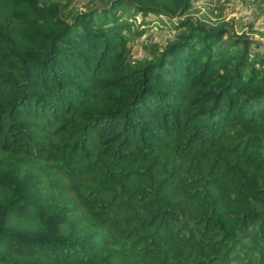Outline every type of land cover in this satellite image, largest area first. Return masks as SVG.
Masks as SVG:
<instances>
[{
    "label": "trees",
    "instance_id": "16d2710c",
    "mask_svg": "<svg viewBox=\"0 0 264 264\" xmlns=\"http://www.w3.org/2000/svg\"><path fill=\"white\" fill-rule=\"evenodd\" d=\"M198 5L0 0V264H264V53Z\"/></svg>",
    "mask_w": 264,
    "mask_h": 264
},
{
    "label": "rangeland",
    "instance_id": "374dc122",
    "mask_svg": "<svg viewBox=\"0 0 264 264\" xmlns=\"http://www.w3.org/2000/svg\"><path fill=\"white\" fill-rule=\"evenodd\" d=\"M212 1L213 5L217 8L222 7L225 9L224 16L220 17V11H215L212 15L207 9L201 8V6L198 5L195 7V10L189 14V17L201 20L210 27H215L228 21H236V29L241 32H247L251 26L250 37L255 41L256 48L259 52L264 53V13L262 10H259L260 2L253 5L251 0ZM81 6L82 4L75 5L76 8L79 7L82 10ZM137 21L138 24L143 21L142 15H138ZM183 21V17L175 18L173 21H166L164 19V22L152 25L148 33L142 39L131 42L130 47L134 58L137 60H143L144 58L149 57V52L143 48V45L149 36V43L151 42L161 46H165L167 42L174 41L178 34L174 24H179Z\"/></svg>",
    "mask_w": 264,
    "mask_h": 264
}]
</instances>
